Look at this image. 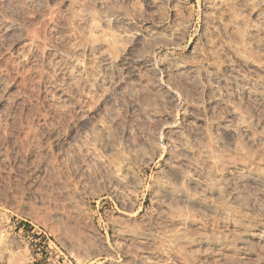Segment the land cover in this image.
<instances>
[{"label":"rangeland","instance_id":"1","mask_svg":"<svg viewBox=\"0 0 264 264\" xmlns=\"http://www.w3.org/2000/svg\"><path fill=\"white\" fill-rule=\"evenodd\" d=\"M36 244L264 264V0H0V264Z\"/></svg>","mask_w":264,"mask_h":264},{"label":"built area","instance_id":"2","mask_svg":"<svg viewBox=\"0 0 264 264\" xmlns=\"http://www.w3.org/2000/svg\"><path fill=\"white\" fill-rule=\"evenodd\" d=\"M38 240L33 239V242H37ZM32 242V241H31ZM36 247H38L37 252L33 253L31 260L27 264H41L40 257H39V244H36Z\"/></svg>","mask_w":264,"mask_h":264},{"label":"bare ground","instance_id":"3","mask_svg":"<svg viewBox=\"0 0 264 264\" xmlns=\"http://www.w3.org/2000/svg\"><path fill=\"white\" fill-rule=\"evenodd\" d=\"M186 199V198H185ZM186 202V201H185Z\"/></svg>","mask_w":264,"mask_h":264}]
</instances>
